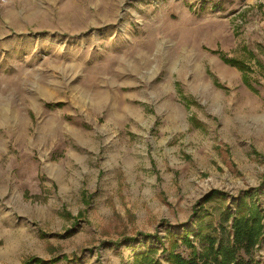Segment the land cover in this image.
Instances as JSON below:
<instances>
[{
    "label": "rangeland",
    "instance_id": "1",
    "mask_svg": "<svg viewBox=\"0 0 264 264\" xmlns=\"http://www.w3.org/2000/svg\"><path fill=\"white\" fill-rule=\"evenodd\" d=\"M6 113L0 264H167V229L264 205V0H0Z\"/></svg>",
    "mask_w": 264,
    "mask_h": 264
},
{
    "label": "trees",
    "instance_id": "2",
    "mask_svg": "<svg viewBox=\"0 0 264 264\" xmlns=\"http://www.w3.org/2000/svg\"><path fill=\"white\" fill-rule=\"evenodd\" d=\"M227 62L248 75L244 63ZM224 197L219 191H213L203 206L216 200H226ZM252 197L253 194L249 193L234 200L233 207L224 210V218L218 225L202 221L196 231H185L183 227L184 233L181 234L167 229L164 242L157 238L167 254V264H260L256 254L264 243V205ZM158 253V249L148 248L136 255L132 264H161ZM55 263L58 262L33 258L25 264Z\"/></svg>",
    "mask_w": 264,
    "mask_h": 264
},
{
    "label": "bare ground",
    "instance_id": "3",
    "mask_svg": "<svg viewBox=\"0 0 264 264\" xmlns=\"http://www.w3.org/2000/svg\"><path fill=\"white\" fill-rule=\"evenodd\" d=\"M157 41H155V42H153V44H152V46L151 47H149V49H151L152 47H154V46H156L157 45ZM178 55H180V52H178L177 53ZM174 60H175V58L174 59H170V61H171V64H173L174 63ZM218 68V72H219V74L223 77V78H228V71L227 70H225V69H223V68H221L220 66H218L217 67ZM74 80V79H73ZM34 105H35V108L37 107V104L36 103H34ZM38 112H39V110H38ZM42 113V112H41ZM56 119L57 120H54L53 119V117H52V119H49L48 120V122H47V124L45 125L47 128H48V136L50 137V138H54L56 135H57V133H58V131H57V129L59 128V124H61V119L60 118H57L56 117ZM23 123V122H22ZM10 124H12V116L10 115L9 116V114H5V115H2V118H1V121H0V126H4V125H10ZM22 126H24V125H22ZM25 126H26V123H25ZM24 126V127H25ZM71 129L70 130H68L72 135H74L75 137H77L76 139H77V141L79 142V143H82V131H79V130H77V129H75L74 128V126H70V125H68ZM24 127H21L20 126V128L22 129V128H24ZM66 129H67V127H66ZM69 129V128H68ZM74 157L76 158V159H78V156L77 155H74ZM60 175H61V172H60Z\"/></svg>",
    "mask_w": 264,
    "mask_h": 264
}]
</instances>
